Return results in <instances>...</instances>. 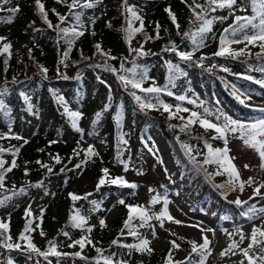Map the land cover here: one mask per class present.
<instances>
[{
	"label": "trees",
	"instance_id": "1",
	"mask_svg": "<svg viewBox=\"0 0 264 264\" xmlns=\"http://www.w3.org/2000/svg\"><path fill=\"white\" fill-rule=\"evenodd\" d=\"M127 2L129 6L134 7L143 20L142 31L133 32L130 42L126 39L124 29L129 20L133 28L140 27V21L132 19L130 13L125 11L123 0H100L94 7L89 8L90 12L87 15L82 14L83 8H76L70 12L65 3H58L57 0H41L48 13V19L54 26L71 29L66 24L71 19L73 26H77L78 31L84 32L83 36L75 38L69 51L66 40L72 39L71 34L64 37L63 33H59L55 27L49 28L41 18L35 0H7V2L0 0V37L4 38L0 40V93H2L0 101H3L4 105L0 108V148L6 149L0 153V158L6 161L5 168L11 166L13 159L17 164L11 172L5 173L4 186L0 188V200L8 197L4 203L13 201L10 210L4 213L0 209V223L8 224L5 236L12 237L9 242L21 244L20 249H7L3 247V237H0V249L3 254L0 264H6L9 259L13 264H22L27 259H34L37 263L44 264L49 262L51 264H97L100 254L96 252V248L102 250L103 256H112L114 260H126L128 264H166L169 251L173 250L170 243L173 240L188 253L187 258H190V260L175 259L172 254L173 264L180 261L184 264H197L201 257L198 252H192L190 243L195 241L197 245L201 244L197 237L179 235L165 226L160 227L159 221L155 219L149 222L152 227H138L140 223L138 218L133 220V225L143 237L145 235L140 232L142 229L146 232L153 231L154 228L155 234L166 240L165 249H155L150 244L149 247L153 251L148 254L121 246L138 243L137 238L129 235L127 229H124L123 234L121 232L129 214L125 205H140L149 209V214L158 213L155 205L150 201L157 194L160 195L159 188L154 190L148 202L141 200L137 197L138 183L127 179L119 169V166L124 171L125 165L127 170L140 165V162L135 160L136 157L141 159L144 153L140 145L142 132L140 125L158 128L163 132L172 149L174 161L180 168L181 176L196 189L202 200L217 202L222 206L224 213L217 223V228L221 231L227 230L222 219L231 217L230 205L226 200L233 192L227 185L229 176L227 173L216 175L218 170L223 171L217 164L203 163L208 157L205 142L213 145L215 140L211 130L206 131L203 127L189 126L182 131V127L187 124V117L173 114L170 118V113H164L158 100L170 106H178V101L165 98L166 92L178 86L180 79L186 78L190 69H198L204 77L206 87L211 86L235 113L241 116L254 114L255 111L241 103L240 98L264 95V87L255 82L264 80V72L260 71L264 68V53H261L260 57L256 55L261 52L259 42L255 46L245 44L242 48L245 49L246 55L238 58L214 55L219 50L215 42H219L224 29L233 24L234 16L253 14L248 0H237V4L231 10L217 9L224 10L217 16L215 12L206 13L209 19L214 17H227V19L214 20L213 31L208 33L212 37L205 40V46L199 50H194L191 41L182 36L184 32L196 31L199 25V22L195 21L192 8L189 7L193 4V0H186V2L185 0H127ZM205 2L206 0H196L198 4H205ZM68 3H71V0H68ZM242 6L246 8V11L239 10ZM14 7H19L20 11L12 15L8 9ZM166 9L175 15L176 24L172 22ZM196 11L199 12L200 9ZM57 13L66 16L67 20L61 23ZM72 13L79 14L78 21ZM10 16L11 22H7ZM157 25H159V38H156ZM178 32L181 35H178ZM241 35L238 34L236 38H240ZM146 36L151 39H146ZM172 42L175 43L177 51L193 52L192 59L181 60L176 52L165 51V49H171ZM5 43L11 44L10 55L2 51ZM96 44H100L103 52L115 59H109L108 56L98 52L95 48ZM141 46L146 55L138 56L135 51H131ZM65 51H68L67 57L63 55ZM202 51L205 53L201 54ZM201 57L204 59L201 60ZM105 62L117 71H106L103 67H94L104 65ZM133 62L139 66L137 78L140 72L147 70L148 79L144 81L142 87L155 86L165 90L159 94H152L132 89L130 85L125 88L119 76L131 77V74L121 70V65L123 64L124 69H128L129 66H134ZM169 62L176 66L171 71L168 67ZM40 66L47 69L46 74L41 73ZM224 68L229 71L225 72ZM249 76L252 79L246 78ZM133 91L145 102H151L156 107L142 109L131 95ZM184 92L187 94L186 89ZM205 93L208 99H204L199 93H190L185 97L194 101L192 104L196 105L197 110L203 115H205L204 109L207 108L212 113L207 116V119L213 123L223 124V116L242 122L222 107L212 103L209 99L211 94L206 89ZM25 96L29 98L27 101L24 99ZM61 97L63 103L60 102ZM23 104L28 107L30 114L42 116L41 123L28 138L24 137V130L29 117L28 113L22 109ZM106 105H110L107 110H105ZM65 106L70 112H80L79 119L85 118L90 109L96 106L97 109L84 123L73 127L72 118L64 111ZM56 107L60 113L64 114L63 120L59 121L56 117V112L53 111ZM158 107L161 111H158ZM43 112H45L44 115H42ZM97 113H102L98 120ZM117 114H119V123ZM221 114V119L217 120L216 117ZM66 126L73 129L72 138L67 139L64 136L63 131ZM91 142H94L97 147ZM184 145L192 149L191 156L195 158V162L186 153ZM89 147L93 149L95 155L87 154ZM16 149L19 151L14 156L12 153ZM56 157H59V163ZM41 165H47L52 171L48 172L47 168ZM77 165L80 167L77 168ZM103 169H108L107 176ZM85 177L93 182L91 189L86 191L72 189L74 183L82 181ZM102 177L105 183L98 188L97 185ZM118 177H123L137 187L125 193L124 186L111 183V180ZM52 178L61 179L57 187V195L61 199L62 207L57 217V225L54 227L51 221V201L47 200L37 216L34 211H31V217H27L26 212L21 215L23 226L17 232L19 222L14 221L15 213L27 202L35 199L38 190H41ZM254 181L253 188L264 182V170H261ZM40 182L42 186L36 187L35 185ZM218 185H225V187L221 188ZM21 189L24 191H20ZM167 189L164 188L161 195H164ZM70 193L80 197L90 195H87L86 199L74 202ZM112 195L117 196V204L125 209V213L114 219H108L103 212L104 202ZM120 200L125 203L120 204ZM263 200L264 196H260L256 201H248V204L237 207L242 211L246 208L248 210L251 205L261 208L264 205L258 204ZM75 210H79L80 215L85 218L84 228L71 226L70 215H74ZM29 219L32 221L33 230L26 235L38 249L47 251L49 241H55L57 251L67 255L61 257L49 255L45 258L27 250V241L19 240V236ZM101 219L105 221V226L100 225ZM87 228H91V232H88ZM3 231L0 229V232ZM63 231H67L69 236H64ZM41 232L47 238L38 244L36 238L42 236ZM81 237L90 239L92 244L86 243L82 250L79 245L69 247L73 241ZM257 239L264 241V237H260L259 234ZM113 240H117L118 244H112ZM248 244L244 248H247ZM240 249L243 248H237L238 251ZM76 252H80L81 255L75 256ZM258 252L259 247L254 246L250 255ZM241 261L243 264H248L243 254ZM100 264H103L102 260ZM225 264L237 263L231 259Z\"/></svg>",
	"mask_w": 264,
	"mask_h": 264
},
{
	"label": "snow or ice",
	"instance_id": "2",
	"mask_svg": "<svg viewBox=\"0 0 264 264\" xmlns=\"http://www.w3.org/2000/svg\"><path fill=\"white\" fill-rule=\"evenodd\" d=\"M4 2H7V0H4ZM58 3H65L67 4L69 11L72 12L73 9L76 8H91L94 7L96 3H99L100 0H71V3H68V0H57ZM186 2V0H185ZM249 6L252 10V15H235L233 24L229 25L228 28L224 29V33L220 36L219 39V50L214 53L215 56H230L232 58H238L241 55H246V51L244 48H241L239 50H233L230 48V45L232 44H246L247 45H253L255 46L257 42H259V47L261 49L260 53H257V57L261 56V53H264V0H248ZM36 7L38 9V12L43 19V21L48 25L49 28L55 27L59 33H63L64 37H68L69 34H71L72 39L66 40V43L69 46V51L71 49L72 44L75 42V38H78L79 36H83V31H78L77 26L71 27V29L65 27L60 28L59 25H53L51 21L48 19V13L45 11L44 4L41 3V0H35ZM237 4V0H206L205 4H198L196 3V0H193V4L189 5L190 8H192L193 16L195 18V21L199 22V25L196 29V31L192 32H184L182 36L184 38H187L191 41L194 50H199V48L205 46V39L206 34L211 32L212 30V24L215 19H219L221 21L226 20L227 17H214L212 19L207 18L206 13L207 12H215L217 9H233L234 6ZM123 7L127 13H130L132 19L140 21V27L133 28V25L131 23V20L128 21L127 27L124 29L126 32V39L131 40V34L133 32H141L143 29V20L142 18L137 14L134 7L129 6L127 0H123ZM196 9H200L199 12L196 11ZM240 11H246V8L243 6L239 9ZM9 13L14 15L15 13L19 12V7H14L11 9H8ZM168 11L169 16L174 24H176V17L175 15L169 10ZM53 12H55V9H53ZM77 21L79 20V14L72 13ZM234 15V13H232ZM57 16L61 23L65 22L67 20L66 16L60 15L57 13ZM7 22H11V16L9 17V20ZM177 28H179V25H176ZM238 34H242L240 38H236ZM178 35H181V33L178 32ZM231 37V38H230ZM156 38H159V25H157V36ZM3 37H0V40H3ZM146 39H151V37H147ZM11 44L5 43L3 44L2 51L4 53H9ZM95 48L98 52H100L102 55L108 56L109 59H115V57H111L109 54L104 53L101 49L100 44H96ZM174 51L179 56L181 60L189 61L193 57V52H181L177 51L176 45L174 42H172L171 49H165V51ZM131 51H135L138 56H144L147 53L143 51V46L139 49H131ZM64 57L68 56V51H65L63 53ZM204 59L201 57V60ZM63 63V61H61ZM132 69H124L123 64L121 65V70L125 72H130L131 77L128 75H121L119 76L120 81L124 84L125 88H127L129 85L132 89H139L141 92L144 93H152V94H159L161 91H164L165 89H161L160 87H142L144 81L148 79L147 76V70L144 69L142 72L139 73V76L137 78V72L136 68L138 67L135 65ZM5 64H7V60H5ZM66 66V65H65ZM93 67V66H90ZM94 67H103L106 71H117L116 69L112 68L110 65L105 62L104 65H95ZM169 70L171 71L176 66L172 65L170 62L168 64ZM40 70L42 74L47 73V69L43 66H40ZM225 72L229 71V69L224 68ZM260 71L264 72V68H261ZM66 78V77H65ZM247 79H252V77H246ZM257 84H260L262 87H264V80H257L255 81ZM167 94L169 96L173 95L171 91H168ZM2 95V93H0ZM131 95L134 97V99L140 104V107L143 108H154L156 107L155 104L151 102H145L144 99H142L141 96L137 95L135 91L131 93ZM25 101H27L29 98L27 96L24 97ZM60 102L63 103V98H59ZM111 99V97H109ZM178 100H185V96H178ZM237 99H239V96H237ZM241 103H244L243 100L240 101ZM158 103L161 104L165 112H169L170 105L163 103L162 101L158 100ZM189 103H194V101H189ZM110 105L105 106V110ZM4 107L3 101H0V108ZM29 110H31V105H29ZM64 111L68 113V115L72 118V125L73 127H76L77 121L81 116V113L78 111H69L67 106H65ZM188 112L189 109L187 108H180L177 106V112ZM261 112H264V109H260ZM204 116L202 117L199 112H191V118L188 119L187 124H185L182 127V131L187 129L189 125L194 123H199L201 127H203L206 131L209 129H213L217 136L214 137V139H222L224 141L223 148H213L211 144H208L207 141L206 147L208 148V157L205 158L204 164H212L215 163L219 166L220 169H223V171H217L216 175H223L224 173H227L229 176V180L227 181V185L229 187V190L235 191L238 190L240 192L244 191L245 185L252 186L255 181L254 178L249 177L248 180L243 181L240 178V172L239 169L235 166L233 161L235 160V157H232L229 155L230 149L228 147V134L231 133L236 138L240 139L243 144L251 149H253L259 156L260 159V168L264 170V118L257 119L253 123L245 124L241 123L236 120H232L230 117L223 116V124L219 123H213L209 119H207V116L212 115V113L205 108L204 109ZM102 113H97L96 117L97 120L100 118ZM172 115L170 113V118H172ZM221 115H218L216 117L217 120L221 119ZM117 122L119 123V114H117ZM183 119V117H181ZM19 138V137H17ZM126 143V141H125ZM184 148L186 150V153L189 154L190 159H192L195 162V158L191 156L192 149L188 145H184ZM6 151V149L0 148V153H3ZM19 149H16L13 151V155L15 156L18 153ZM88 155H95V152L91 147L87 150ZM56 161L59 163V157L55 158ZM6 161L2 158H0V188H3L4 186V176L6 172H11L13 168L17 167L15 159L12 160L11 166L8 168H5ZM37 163H40V161H37ZM42 167L47 168L48 172H51L52 169L48 167L47 165H41ZM77 168L80 167V165L76 166ZM245 169L249 168V165H244ZM125 170H127V165H125ZM107 176L108 169L102 170ZM27 174V173H26ZM143 174V173H138ZM105 183V179L102 177L99 180V183L97 187L99 188L100 185H103ZM111 183L113 184H120L121 186L128 187V188H136L137 185L134 183H129L128 181L124 180L123 177H118L113 180H111ZM36 187H41L42 182L35 185ZM218 187H225V185H218ZM264 188V182L259 183L257 187L253 189V196L249 197V199H253L255 196H264V193H261V189ZM20 191H24L21 189ZM149 191H153L150 189ZM71 199L75 202L80 199H86L87 194L85 197H80L76 194H69ZM8 197H5L3 200H0V204H3ZM161 200V197L159 195L154 196L150 203L155 205L159 203ZM95 203V202H93ZM120 204H124L125 202L123 200L119 201ZM168 203L169 201L166 198H163V207L160 212L158 213H151L149 214V209L145 208L144 206L140 205H125L128 208V218L124 221L123 229L121 230L122 234L124 229L128 230V234L137 238L138 243L135 244H127V245H121L122 247H126L129 250H135L139 252H147L148 254H151L153 251L152 248L149 247L150 241L141 236L139 232L136 230V227L133 225L134 219H139L140 228H143L145 226L152 227V225L149 223L151 220L155 219L159 221L160 227L164 226L165 219L174 222L176 224L182 223L179 220H175L168 211ZM237 206H243L245 204H248L247 200H241L239 197L233 201ZM264 214V207L257 208L255 205H251L247 212L242 213V215L246 216L248 219H253L254 217H257V214ZM25 215L27 217H31V209H27ZM70 220L72 221L71 226L75 228H84L86 224L85 218L80 215L79 210H75L74 215H70ZM32 221L29 219L26 224L24 230L20 233L19 240L27 241V250L30 252H35L39 254L40 256H44L47 258L49 255L55 256V257H61L62 255H67V253H61L57 251V245L55 241H49V248L47 251H41L36 247L34 243H32L30 237L26 235V233L32 231L31 228ZM100 225L105 226V221L103 219L100 220ZM0 229H3V232H0V237H3V247L7 249H20L21 244L20 243H11L9 241L12 240V237L10 235L5 236V233L8 231V224L6 223H0ZM88 232H91V228H87ZM202 233V241L203 243L197 245L195 241H191L192 244V252L193 253H199L201 259L197 262V264H205L207 256L211 255V249L209 247L210 240L208 239L207 235L204 233L207 231H213L212 229H200ZM237 232L240 234V242H243V240L246 238L243 233L240 232L239 229H237ZM62 234L64 236H69V233L67 231H63ZM257 234H259L260 237H264V228H257L253 227V230L249 237H247L250 240V243L248 244L247 248L240 249L243 256L247 258L248 264H264V241L257 239ZM41 235L43 236L44 233L41 232ZM153 237H155V229L153 228L152 231ZM175 235V233H173ZM229 236L231 237V233H229ZM92 244V241L90 239H87L86 237H81L78 240L73 241L72 244L69 245V247H75L76 245H79L80 249H84L85 244ZM172 249H179L180 245L176 243V241H170ZM112 244H118L117 240H113ZM254 246L259 247V252L255 253L253 255H250V251L254 248ZM239 248V243L233 241L231 242L226 249H224L221 252V257L227 255L228 252H232L233 255L236 253L233 251V249ZM96 252L100 254V260L103 261V264H128L126 260H114L112 256H103L102 250L100 248H96ZM75 256H80V252L74 253ZM189 259L190 258H186ZM100 260L97 261V264H100ZM6 264H13L12 260L9 259L6 261ZM51 264V262H49ZM166 264H173V258H172V252L169 251ZM175 264H184L183 261L175 262ZM240 264H243V261L240 262Z\"/></svg>",
	"mask_w": 264,
	"mask_h": 264
},
{
	"label": "rangeland",
	"instance_id": "3",
	"mask_svg": "<svg viewBox=\"0 0 264 264\" xmlns=\"http://www.w3.org/2000/svg\"><path fill=\"white\" fill-rule=\"evenodd\" d=\"M223 11L224 10H216V16L219 13H223ZM89 12V8L82 9L83 15H87ZM71 23L72 20L68 21L66 24L71 26ZM211 37L212 36L207 33L205 40H208ZM215 45L219 49L218 41L215 42ZM244 45L245 44H232L230 45V48L233 50L241 49ZM204 52L205 51H203L202 54ZM133 67L134 66H129L128 69H132ZM138 70L139 66L136 68V72ZM171 89L173 90H170L173 95L169 96L166 92L165 98L167 100L171 99L173 101H178V106L180 108H187L189 111L177 112V106H171L169 112L164 111V113L184 115L187 117V122L188 119L191 118V112L193 111L199 112L202 117L204 115L199 110H197L196 105L189 103V101H191L189 98L186 97L185 100L181 101L178 100L177 97L189 95L190 93H199L204 99H208L205 89L211 94L209 99L212 103L217 104L232 116L242 120L241 123H253L257 119L264 118V112L260 111V109H264V95L241 97L240 99L244 101L245 105L254 108V111H256L250 116H241L229 108L211 86L206 87L204 77L198 72V69H190L188 76L186 78L180 79L178 86H174ZM185 89L187 90V94H184ZM97 106L90 109L85 118L78 119L77 125L82 124V122L84 123L87 118L92 116L96 112ZM22 109L28 113L29 117L24 130V137L28 138L35 131L36 126L41 123L42 116L38 117L30 114V112H28V107L24 104L22 105ZM53 111L56 112V117L59 119V121L60 119H64V114L58 111V107L53 109ZM158 111H161L159 107ZM44 114L45 112H43L42 115ZM189 126L201 127L198 122ZM140 128L142 129L140 145L143 147L144 153L141 155V159L139 157L135 158V160L140 162V165H135L133 168L124 171H122V168L119 166L120 173L124 174L127 179L136 181L138 183L139 188L137 190V197L148 202L151 194L154 193V190L159 188V196L161 197V200L159 203L155 204L156 210L158 212L161 211L163 207V198H166L169 201L168 211L170 215L175 220L182 222L180 224H176L165 219L164 226L167 229L179 235L195 236L200 241V243H203L200 229H212L213 231H207L204 233L211 242L209 245L211 249V255L207 256L205 264H225L227 260L231 259L235 260L237 264H240L242 253L237 249H233V251L236 253L235 255H233L232 252H228L227 255L221 257V252L233 241L239 243V247L244 248L249 243V239L247 237L250 236L253 227L255 226L257 228H264V214L258 213L257 217L248 219L246 216L242 215V213L247 212V208L242 211L235 203H233V201H235L238 197L241 200L256 201L260 198V196H255L253 199H249V197L253 196L254 188L252 186H248L247 184L245 185L243 192H240L238 188L237 190L231 192L226 199L230 205L231 217L222 219L227 230L221 231L217 228V223L223 216L222 213H224L222 206L217 202L202 200L196 189H194V187L191 186L189 182L181 176L179 166H177L176 162L174 161L172 149L165 135L160 129L154 127L147 128L143 125H140ZM210 130L212 137H216L217 133L213 129ZM63 132L67 139L72 138L74 135L73 129H71L70 126H66ZM227 138L228 147L230 149L229 155L235 157L233 163L239 169L241 180L246 181L249 177L255 179L257 176H259L262 169L260 168L261 162L258 154L253 149L245 146L243 142L236 138V136L233 134L229 133ZM91 144L97 147L94 142H91ZM223 146L224 141L222 139H215L212 145L214 149L223 148ZM157 157H159V161L157 160ZM245 164L249 165V168L245 169ZM60 182L61 179L59 178H52L51 180L47 181L46 185L41 190H38L36 198L27 202L19 211H17V213H15L14 221L19 222L17 232H19L21 230V226H23L21 215H23V213H25L26 210L30 208L31 211H34L35 215L37 216L47 200L51 201V221L53 222L54 227L57 225V217L60 214L62 207L61 199H59V196L57 195V187ZM92 186L93 182L88 177H85L82 181L74 183L72 189L86 191L91 189ZM163 188L168 189L165 190L164 195H161L162 191H164ZM131 189L132 188L125 187V193H129ZM150 189L153 191H149ZM261 193H264V188L261 189ZM117 200V196L112 195L104 202L103 212L108 219H114L117 216L125 213V209L117 204ZM261 202L262 203L258 205H264V200ZM67 204L68 201L66 202V205ZM12 206L13 201H8L3 205H0V209L5 213V211L10 210ZM237 229H239L240 232L246 237L243 242H240V234L237 232ZM140 232L144 234L145 237L150 241V244L153 248H166V240L160 236H157L156 234L155 237H153L152 230L145 232L142 229ZM229 233H231V237L229 236ZM46 238V236H39L36 238V242L38 244L42 243ZM172 254L175 256V259H184L189 256L188 253L185 252L181 247L179 249H173ZM2 255V250L0 249V258H2ZM22 264L44 263H37L34 259H27L24 260Z\"/></svg>",
	"mask_w": 264,
	"mask_h": 264
}]
</instances>
